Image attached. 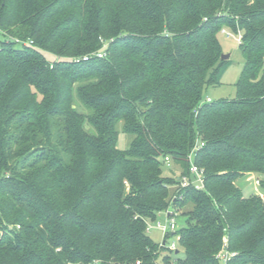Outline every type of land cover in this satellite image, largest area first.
<instances>
[{
	"label": "trees",
	"instance_id": "trees-1",
	"mask_svg": "<svg viewBox=\"0 0 264 264\" xmlns=\"http://www.w3.org/2000/svg\"><path fill=\"white\" fill-rule=\"evenodd\" d=\"M222 29L245 62L236 97L208 101ZM102 41L106 56L75 60ZM197 141L205 189L173 200ZM248 173L264 174V0H0V264H222L225 242L227 264H264V199L236 185ZM171 204L178 252L147 232Z\"/></svg>",
	"mask_w": 264,
	"mask_h": 264
},
{
	"label": "rangeland",
	"instance_id": "rangeland-1",
	"mask_svg": "<svg viewBox=\"0 0 264 264\" xmlns=\"http://www.w3.org/2000/svg\"><path fill=\"white\" fill-rule=\"evenodd\" d=\"M237 34L234 33L232 37H227L225 34L220 33L219 38L224 50V53L230 54L228 67L222 77V84L219 86H212L207 89L205 92L204 99L210 98L211 100H228L234 99L236 97V83L241 75V72L244 67V56L241 52L240 45L236 39ZM50 60L56 59L54 55L46 54ZM74 104L76 108L81 112H86L84 106L79 102L77 98H75ZM87 130L94 132V128L86 123ZM119 138H118V147L121 149H127L132 141L133 136L131 134H127L123 130V122H119L118 126ZM163 171L165 176H178L180 171L179 167H176L175 164L172 166H167L165 163L163 164ZM264 179V174L259 173H248L243 177L239 178L236 181V185L242 190L245 197H249L252 194H259L264 199V190L260 186V181ZM170 207V206H169ZM177 216V230L184 227L186 225L185 217L182 215L183 208L174 207ZM166 225L168 223V216L165 211L160 212L156 219L148 220V226H151L150 231H148L149 236L156 244H162L164 240H167V243H171L172 241L177 240V236L171 234L168 238H166L164 231L162 228L158 227V224ZM179 248V245H178ZM180 252L178 254L179 257L184 256V250L182 248L179 249ZM174 258L175 255H172Z\"/></svg>",
	"mask_w": 264,
	"mask_h": 264
},
{
	"label": "built area",
	"instance_id": "built-area-1",
	"mask_svg": "<svg viewBox=\"0 0 264 264\" xmlns=\"http://www.w3.org/2000/svg\"><path fill=\"white\" fill-rule=\"evenodd\" d=\"M222 34H225L227 37H232L233 32L228 29H222ZM238 43L240 44L242 42V35L238 34L236 37ZM32 42H25V44H31ZM103 46L91 53L85 54L83 57L76 58L75 60L77 62H80L81 60H89L93 57L102 58L106 56L107 54V48L109 46V42L102 41ZM208 101H211L210 98H208ZM203 145V143L197 141V143L194 145L193 149L188 155V160L190 162L189 167V174H180V176L176 177L177 182L172 185V188L175 190L172 196L173 200H176L180 198L179 192L180 189H183L187 186H193L195 189H205V170L201 167H199L194 162V158L196 155V151ZM164 163L167 166H172L173 162L170 159V157H165ZM168 216V223L166 225H162L161 223L158 224V227L162 228V231H164L165 236L168 234H174L177 236L176 241H172L171 243H167V240H164L162 245H165L170 251H177L178 250V242L180 239V235L177 233V216L178 213L176 212V209L174 206H171L165 211ZM151 226H147V232L150 231ZM234 255L233 252H229L227 249V242H225L224 247L220 250L218 253V258L221 260L222 264H227V261L229 258ZM139 264V262H137Z\"/></svg>",
	"mask_w": 264,
	"mask_h": 264
},
{
	"label": "water",
	"instance_id": "water-1",
	"mask_svg": "<svg viewBox=\"0 0 264 264\" xmlns=\"http://www.w3.org/2000/svg\"><path fill=\"white\" fill-rule=\"evenodd\" d=\"M222 58L223 59H229L230 58V54H226V53H224L223 55H222ZM177 252H178V250H177Z\"/></svg>",
	"mask_w": 264,
	"mask_h": 264
},
{
	"label": "crops",
	"instance_id": "crops-1",
	"mask_svg": "<svg viewBox=\"0 0 264 264\" xmlns=\"http://www.w3.org/2000/svg\"><path fill=\"white\" fill-rule=\"evenodd\" d=\"M252 174V173H251Z\"/></svg>",
	"mask_w": 264,
	"mask_h": 264
}]
</instances>
